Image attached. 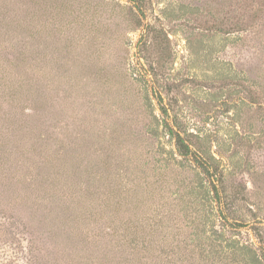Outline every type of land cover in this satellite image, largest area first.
Listing matches in <instances>:
<instances>
[{"label": "rangeland", "instance_id": "1", "mask_svg": "<svg viewBox=\"0 0 264 264\" xmlns=\"http://www.w3.org/2000/svg\"><path fill=\"white\" fill-rule=\"evenodd\" d=\"M171 120L232 143L223 205ZM0 264H264V0H0Z\"/></svg>", "mask_w": 264, "mask_h": 264}, {"label": "trees", "instance_id": "2", "mask_svg": "<svg viewBox=\"0 0 264 264\" xmlns=\"http://www.w3.org/2000/svg\"><path fill=\"white\" fill-rule=\"evenodd\" d=\"M161 57L162 56L157 57L156 63L154 61L141 63L138 60L134 69L138 70V76L142 78L145 87L148 89L146 97L154 101L155 107L158 106L163 122L164 115L169 113V107L167 108L166 104L163 102L164 97L158 89V78L162 76L160 72L163 69L161 67L164 66V62L161 60ZM223 63L224 66L221 68V71L228 79H234L236 77H239L240 79H247L244 73L242 71L235 70L231 63ZM224 102L228 111L230 108H240L242 106L249 107L250 105H256V108L259 109L262 105L260 95L256 92V90H254V87L250 85H244L242 93H240L237 97L230 92L226 96ZM158 120L160 122V119L157 118V121ZM239 120L240 119H237L236 121ZM162 126L164 133L169 136V140L173 143L174 150L172 149V151L179 156L180 160L185 161L187 163L186 165L191 170L197 172L196 175L199 176V183L197 184V187L200 188L204 197L207 196L208 203L217 206L223 205L224 182L221 177L223 176L224 171L222 170L223 168L221 165V154L222 152H228L230 153L228 157H231V155L235 153V150L232 152V143H221L215 139V141H211L210 132L203 131L205 129L204 126L202 129H199L198 127L191 129L186 126L174 125L172 120ZM236 133L237 131H235V135ZM213 143L218 146L216 147V151L212 150ZM234 193L236 196L239 194L238 191H235ZM219 210L220 214H223L222 209L219 208ZM223 223L226 227H229L227 222ZM132 243L137 245L135 240H133ZM243 244L244 245L241 246L242 250H252V247H249L251 243L246 242ZM256 259L258 260V258Z\"/></svg>", "mask_w": 264, "mask_h": 264}]
</instances>
